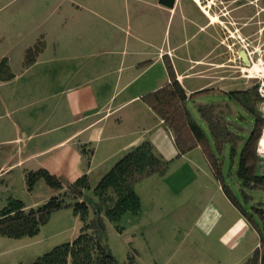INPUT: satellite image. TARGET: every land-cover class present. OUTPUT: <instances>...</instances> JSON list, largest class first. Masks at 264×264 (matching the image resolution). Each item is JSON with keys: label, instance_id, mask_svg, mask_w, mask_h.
<instances>
[{"label": "crops", "instance_id": "1", "mask_svg": "<svg viewBox=\"0 0 264 264\" xmlns=\"http://www.w3.org/2000/svg\"><path fill=\"white\" fill-rule=\"evenodd\" d=\"M214 1L0 0V62L11 74H0V177L16 171L24 180L26 170L44 167L73 181L92 173L99 150L100 162H109L143 139L166 157L176 154L141 98L169 79L167 65L188 93L245 82L231 77L230 25L214 41ZM39 42L25 64L26 49ZM82 142L93 146L89 164Z\"/></svg>", "mask_w": 264, "mask_h": 264}, {"label": "rangeland", "instance_id": "2", "mask_svg": "<svg viewBox=\"0 0 264 264\" xmlns=\"http://www.w3.org/2000/svg\"><path fill=\"white\" fill-rule=\"evenodd\" d=\"M213 5L217 14L214 41L229 34L223 27L225 25H230V33L233 34L225 38V42L235 41L231 45L232 60L235 57L229 67L231 77L240 73L247 84L257 82L259 77L264 78V0H215ZM226 17L230 18V23L224 19ZM240 39L242 43L238 44ZM193 42L187 45L191 46ZM243 44L251 53L250 67L258 64L261 68L256 73H251L249 66L246 72L243 67L239 69L240 55L237 56L235 51L243 49ZM234 63L238 67L233 66ZM245 82L238 80L236 86L225 90L242 87ZM223 99L227 96L220 92L200 93L194 101L188 102V107L193 117L206 128L195 102ZM230 104L234 111L232 128L245 137L251 127V119L247 115L244 119L239 118L236 114H244L243 111L234 102ZM136 120L137 116L133 121L126 120L127 128L133 127ZM210 147L222 161L223 180L215 177L200 147L180 155L169 150L170 157L161 153L169 160L166 171L148 175L135 184L140 196V209L135 213L125 212L117 221L104 218L100 237L118 264H259L253 254L259 246L260 236L264 235V188L240 185L236 175L240 145L234 155H231L229 143H225L218 152L210 137ZM127 149L103 163L100 162L102 151L97 152L92 173L88 175L90 187L85 188L82 194L90 206L93 207V186ZM221 182L229 187L245 213L228 199ZM53 193L56 190L43 179L28 190L16 171L0 177V209L10 197L19 198L28 206H36ZM79 227L77 216L68 206L53 211L32 236L13 238L0 235V264L31 262L53 246L69 241Z\"/></svg>", "mask_w": 264, "mask_h": 264}, {"label": "trees", "instance_id": "3", "mask_svg": "<svg viewBox=\"0 0 264 264\" xmlns=\"http://www.w3.org/2000/svg\"><path fill=\"white\" fill-rule=\"evenodd\" d=\"M160 1L172 5L174 0ZM42 45V42H39L26 49L25 64L31 63ZM6 71L5 77H10L7 65L0 62V74ZM167 71L169 79L156 89L143 94L141 98L172 136L177 154H184L195 147H200L215 177L223 180L222 161L212 151L210 137L218 152L225 143H229L231 155H234L236 147L240 145L236 165L240 185L264 188V175L258 172L256 154L261 129L264 126V112L261 110L262 98L257 91L256 80L228 90L210 86L188 93L177 79L171 64L167 65ZM214 92L225 94L227 99L195 102L196 110L205 124L204 128L193 117L188 102L194 101L195 96L200 93ZM233 102L245 114L244 116L240 112L237 113L239 118L244 119L247 115L251 119V127L245 137L232 128L231 116L234 111L230 103ZM77 146L89 164L93 146L89 142H82ZM168 162L169 160L149 139H143L130 146L93 186V207L82 196L83 190L90 187L87 174L67 181L44 167L26 170L24 182L28 190H32L35 183L43 179L56 190V193L45 202L29 207L23 200L10 197L7 204L0 209V235L13 238L32 236L39 231L40 226L49 219L53 211L71 206L80 222L78 232L69 241L53 246L33 261L24 264H118L100 237L104 218L117 221L127 211L137 212L141 201L135 184L153 173H164ZM221 188L228 199L245 213L224 182H221ZM253 255L257 257L259 264H264V235L260 236L259 246Z\"/></svg>", "mask_w": 264, "mask_h": 264}, {"label": "built area", "instance_id": "4", "mask_svg": "<svg viewBox=\"0 0 264 264\" xmlns=\"http://www.w3.org/2000/svg\"><path fill=\"white\" fill-rule=\"evenodd\" d=\"M239 43H242V39L239 40ZM241 48H243L249 58V60L251 59L252 60V57L250 58V54L249 52H247V47L245 46V44H243L241 46ZM245 66L242 68L244 69ZM244 72H246L244 70ZM243 72V73H244ZM264 77V76H262ZM257 91L260 95V97L262 98V101H261V110L262 112H264V78H258L257 80ZM256 154H257V169H258V172L259 174L261 175H264V126H262V129H261V134H260V138H259V141H258V144H257V149H256Z\"/></svg>", "mask_w": 264, "mask_h": 264}, {"label": "water", "instance_id": "5", "mask_svg": "<svg viewBox=\"0 0 264 264\" xmlns=\"http://www.w3.org/2000/svg\"><path fill=\"white\" fill-rule=\"evenodd\" d=\"M240 58L242 60V62L246 65L249 66L250 65V60L247 57V54L245 52V50L241 49L239 52Z\"/></svg>", "mask_w": 264, "mask_h": 264}, {"label": "bare ground", "instance_id": "6", "mask_svg": "<svg viewBox=\"0 0 264 264\" xmlns=\"http://www.w3.org/2000/svg\"><path fill=\"white\" fill-rule=\"evenodd\" d=\"M249 67H250V65H249ZM247 69H248V66H247ZM260 69H261V68H260ZM260 69H259V65H258V64H254L252 67L249 68V71H250L251 73H256V72H258Z\"/></svg>", "mask_w": 264, "mask_h": 264}, {"label": "flooded vegetation", "instance_id": "7", "mask_svg": "<svg viewBox=\"0 0 264 264\" xmlns=\"http://www.w3.org/2000/svg\"><path fill=\"white\" fill-rule=\"evenodd\" d=\"M241 59V58H240ZM249 59V58H248Z\"/></svg>", "mask_w": 264, "mask_h": 264}]
</instances>
